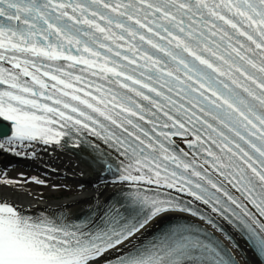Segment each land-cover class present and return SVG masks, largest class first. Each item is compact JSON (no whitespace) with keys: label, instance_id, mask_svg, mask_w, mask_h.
Instances as JSON below:
<instances>
[{"label":"snow or ice","instance_id":"obj_1","mask_svg":"<svg viewBox=\"0 0 264 264\" xmlns=\"http://www.w3.org/2000/svg\"><path fill=\"white\" fill-rule=\"evenodd\" d=\"M0 119L91 167L42 211L0 169V264H264V0H0Z\"/></svg>","mask_w":264,"mask_h":264},{"label":"bare ground","instance_id":"obj_2","mask_svg":"<svg viewBox=\"0 0 264 264\" xmlns=\"http://www.w3.org/2000/svg\"><path fill=\"white\" fill-rule=\"evenodd\" d=\"M1 123H3V121L0 119V124ZM40 147L41 146L38 145V153L42 154L44 156L43 158L45 159V160L40 159V162L44 163L45 161H47L46 165L57 168L64 175H67L69 169H71L72 171H74L75 169L79 170L83 172L85 176H87L88 179L84 183L88 184V181L91 179L90 177L91 167L87 162L81 160L78 156L76 157L67 148L64 149L58 146H44L43 149L40 150ZM77 177H79L80 179L84 178V176L80 177L79 174ZM34 183L35 181H33V184ZM17 187H21V186H17ZM86 196L87 193L82 194L81 192H79L76 195L64 199L45 200L44 197L41 195V193H39L38 191L35 192L28 191L23 186L22 193L20 194V197L17 202L23 203L25 207L31 205L32 209L42 211L49 207L55 208L57 207V205L60 204H66L69 208H75L77 206H81L83 203V198Z\"/></svg>","mask_w":264,"mask_h":264},{"label":"rangeland","instance_id":"obj_3","mask_svg":"<svg viewBox=\"0 0 264 264\" xmlns=\"http://www.w3.org/2000/svg\"><path fill=\"white\" fill-rule=\"evenodd\" d=\"M41 190H42L43 194L45 196H47L48 198H52V197H50L51 194H54L56 196V197H54V199H57V198L62 199V198H64V195L58 190H52V189L49 190L46 187L45 188H41ZM59 193H61V194H59ZM68 196H71V195L69 194Z\"/></svg>","mask_w":264,"mask_h":264}]
</instances>
